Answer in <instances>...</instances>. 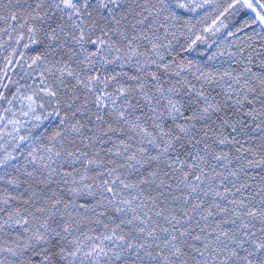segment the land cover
Instances as JSON below:
<instances>
[{
    "label": "snow or ice",
    "instance_id": "1",
    "mask_svg": "<svg viewBox=\"0 0 264 264\" xmlns=\"http://www.w3.org/2000/svg\"><path fill=\"white\" fill-rule=\"evenodd\" d=\"M0 264H264V0H0Z\"/></svg>",
    "mask_w": 264,
    "mask_h": 264
}]
</instances>
